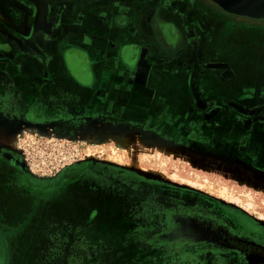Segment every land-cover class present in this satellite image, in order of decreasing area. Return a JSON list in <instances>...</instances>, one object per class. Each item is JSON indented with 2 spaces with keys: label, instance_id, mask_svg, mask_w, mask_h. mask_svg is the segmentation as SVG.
<instances>
[{
  "label": "rangeland",
  "instance_id": "rangeland-1",
  "mask_svg": "<svg viewBox=\"0 0 264 264\" xmlns=\"http://www.w3.org/2000/svg\"><path fill=\"white\" fill-rule=\"evenodd\" d=\"M212 16L223 22L202 23L212 33L191 39L187 62L165 64L187 71V109L170 115L163 102L162 113L149 103L142 117L118 119L109 104L72 120L0 122L1 147L42 188L20 180L0 188V221L15 230L16 259L264 264V17ZM216 31V67L229 95L205 84L217 74L214 64L204 70L210 59L199 42Z\"/></svg>",
  "mask_w": 264,
  "mask_h": 264
},
{
  "label": "flooded vegetation",
  "instance_id": "flooded-vegetation-1",
  "mask_svg": "<svg viewBox=\"0 0 264 264\" xmlns=\"http://www.w3.org/2000/svg\"><path fill=\"white\" fill-rule=\"evenodd\" d=\"M15 1L17 4L13 5L10 0H0V9L16 25L21 23L26 11L23 30L21 26L18 31L8 25V20L7 23L0 20V53L6 56H0V122H9L12 118L27 122H35L34 119L38 118H71L72 120L80 116L84 117L85 114L91 116L92 113H100V110L106 112L110 102L93 97L94 84L98 80L95 78L90 56L78 45L84 39L73 21L77 16L75 13L78 5L81 2L87 4L90 0H40L44 7L42 18L39 17V7L33 0ZM198 1L201 5L200 9H205L207 5L209 10L211 8L226 15H233L224 12L209 0ZM201 13H195L197 28L201 30L198 34H187L186 40L185 34L175 30L172 34H167L166 27L161 25L163 32L161 34L163 38L160 39L161 46L154 48V51L159 52L160 63L144 65V68L147 66L152 68V73L147 75L153 79L148 81L155 89H153L156 92L155 98L151 102L143 103L140 91L132 92L128 102L111 103L112 110L107 111L110 117L111 115L118 119L142 117L145 110L148 113L151 110L149 106L146 108L143 106L149 103L157 105L153 106L152 110L162 113L160 102H163L170 115L175 111L187 109V71L165 64L175 62L179 58L187 62V55L193 52L194 43L191 39H194L195 35L198 37L199 34L205 35L209 31L207 28L203 29ZM209 20L211 22L215 18L211 17ZM216 35L212 34L209 42L205 40L199 42V53L210 59L209 62L202 64L205 71H212L211 67L207 66L208 63L218 66L213 51ZM183 46L186 48L183 49ZM132 60L134 56L130 57L126 64L131 66ZM215 72L216 81H206V88L215 95H229V90L223 91L224 74L218 67ZM183 76L185 84L181 79ZM221 82H224L223 86ZM226 85H229L228 82ZM215 86L220 88L215 90L213 89ZM0 161L27 177L26 169L22 168L24 163L21 158L1 145Z\"/></svg>",
  "mask_w": 264,
  "mask_h": 264
},
{
  "label": "crops",
  "instance_id": "crops-1",
  "mask_svg": "<svg viewBox=\"0 0 264 264\" xmlns=\"http://www.w3.org/2000/svg\"><path fill=\"white\" fill-rule=\"evenodd\" d=\"M33 1L37 3L39 17L42 18L43 5L40 0ZM10 2L17 4L15 0ZM200 6L198 0H90L87 4L81 2L73 21L84 39L78 45L90 56L95 78L98 80L94 84L93 97L110 104L122 103L129 101L132 92L140 91L141 102L153 101L156 92L149 82L153 79L151 76L149 78L147 73H152L149 64L160 63L159 52L154 51V48L161 46V25L166 27L167 34H172L175 30L185 34L186 40L187 34H198L201 30L197 28L195 13L202 12L203 22L213 17L212 14H217L222 20L231 17L225 16L226 14L219 10H209L207 5L205 9H200ZM0 13L8 20L7 23L0 18L3 23L18 31L20 26L25 27L26 11L19 25L14 24L3 10L0 9ZM220 22L223 21L216 22L218 27ZM211 30L206 34H211ZM185 48L186 46H183V49ZM133 56L134 60L131 66H128L126 62ZM144 65L149 66L144 68ZM15 180H20L27 188L42 189L31 184L15 168L0 161V188H9L11 181ZM10 233H15L10 222L0 221V246H5L4 255L0 253V264H34L30 258L16 259V256H19V244L14 241V237L11 238ZM22 254L23 252L20 255Z\"/></svg>",
  "mask_w": 264,
  "mask_h": 264
},
{
  "label": "water",
  "instance_id": "water-1",
  "mask_svg": "<svg viewBox=\"0 0 264 264\" xmlns=\"http://www.w3.org/2000/svg\"><path fill=\"white\" fill-rule=\"evenodd\" d=\"M224 12L251 19L264 17V0H209Z\"/></svg>",
  "mask_w": 264,
  "mask_h": 264
},
{
  "label": "bare ground",
  "instance_id": "bare-ground-1",
  "mask_svg": "<svg viewBox=\"0 0 264 264\" xmlns=\"http://www.w3.org/2000/svg\"><path fill=\"white\" fill-rule=\"evenodd\" d=\"M0 17L2 18V20L7 21L6 17L4 15H2L1 13H0ZM21 29L23 30V27H21ZM98 139H102V134L98 135ZM116 141H117L116 143H121V144L125 143V141L123 139H117L116 138Z\"/></svg>",
  "mask_w": 264,
  "mask_h": 264
}]
</instances>
